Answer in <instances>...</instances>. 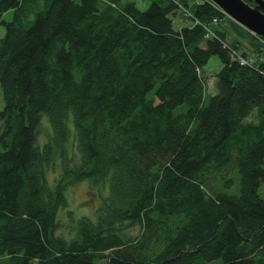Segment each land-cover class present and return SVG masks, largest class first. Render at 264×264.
<instances>
[{"label":"trees","instance_id":"trees-1","mask_svg":"<svg viewBox=\"0 0 264 264\" xmlns=\"http://www.w3.org/2000/svg\"><path fill=\"white\" fill-rule=\"evenodd\" d=\"M149 4L0 0V264H264V53L228 42L210 0ZM42 114L53 142L40 147ZM235 172L239 190H222ZM84 179L109 194L66 239L65 189Z\"/></svg>","mask_w":264,"mask_h":264},{"label":"rangeland","instance_id":"rangeland-1","mask_svg":"<svg viewBox=\"0 0 264 264\" xmlns=\"http://www.w3.org/2000/svg\"><path fill=\"white\" fill-rule=\"evenodd\" d=\"M122 1H129V0H122ZM134 1L135 5L138 6L139 9H146L150 4V0H132ZM188 2H193L194 0H187ZM14 10L9 9L8 11H5L1 13V18L4 21L9 22V20L13 17ZM230 16H225V20L228 19ZM231 18V17H230ZM184 22H187V19L183 18L180 14L177 16H174L173 18V25L175 27H179L184 25ZM224 29L225 33L231 35L235 42L237 44H242L244 48H250V45L248 43V40L243 38L240 34L236 33L232 29H229V27L226 26V23L222 25L221 27ZM4 25L0 23V37L4 35ZM251 36L260 43L261 47L264 48V39L258 38L254 36L251 32H249ZM228 36V40H229ZM250 54V53H249ZM252 54L250 55V57ZM204 67V75L207 78L206 84H205V100L209 98L210 95L214 94L216 92L215 86H214V76L219 71V69L222 67L221 62L217 56H211L208 60V62L203 66ZM3 106V98H2V90L0 87V109ZM70 117V116H69ZM41 120L38 125V134H37V140L40 147H43L44 144L47 142H53L52 136H53V130L51 129L50 119L47 117V114L41 115ZM67 127L69 128V136L68 141L64 144L65 149L68 152V156H72L75 159H78L79 153L78 149L76 148V138L75 137V128L73 124L72 117H70L67 121ZM0 146V150H1ZM61 150H59V147L57 148L54 146L53 148V155H52V161L53 165L48 168L47 170V180L48 182L52 183L55 181V179L60 175V171L62 168V161H61ZM236 171V170H235ZM229 175L234 176V172L232 170L229 171ZM236 178L234 179V182L230 184L229 186H222L220 185L222 190H226L230 193H235L239 190V175L237 172H235ZM235 177V176H234ZM216 183V180L215 182ZM217 185V184H216ZM261 191H264V183L261 184ZM109 183L108 181H105L104 183H96L94 181H91L90 179H84L79 183L72 184L71 186H68L65 189L66 193V199L68 206L66 208H61V210L58 213V221H59V229L56 231V234L59 236H63L66 239H71L74 234V221L76 219L82 218L83 216L90 217L94 220L96 218V210L97 208L103 204L104 198L108 196ZM264 195V193H262ZM67 211H71L73 215V220L71 216L68 215ZM132 232L136 233L137 228H134ZM208 264H222L221 260L216 258L215 260L210 261Z\"/></svg>","mask_w":264,"mask_h":264},{"label":"water","instance_id":"water-1","mask_svg":"<svg viewBox=\"0 0 264 264\" xmlns=\"http://www.w3.org/2000/svg\"><path fill=\"white\" fill-rule=\"evenodd\" d=\"M235 22L247 30L264 37V0H253L254 5L245 0H210Z\"/></svg>","mask_w":264,"mask_h":264},{"label":"crops","instance_id":"crops-1","mask_svg":"<svg viewBox=\"0 0 264 264\" xmlns=\"http://www.w3.org/2000/svg\"><path fill=\"white\" fill-rule=\"evenodd\" d=\"M185 23V22H184ZM224 24L226 23V26L229 27V29H232L233 31H235L236 33L240 34L243 38L248 40V43L250 45V48H244L242 46V44H239V51H244L249 55V60H256L260 54L262 56V53H264V49L262 50V52L260 53H256V50L260 47L262 49V47L260 46L261 44L258 43L249 33V31L242 26L240 23L235 22L232 18L228 17L227 20H225V22H223ZM228 36L229 34H227V41H232L235 42V40L233 39V37L230 35L229 36V40H228ZM236 43V42H235ZM250 53V54H249ZM252 54V56L250 57V55Z\"/></svg>","mask_w":264,"mask_h":264},{"label":"built area","instance_id":"built-area-1","mask_svg":"<svg viewBox=\"0 0 264 264\" xmlns=\"http://www.w3.org/2000/svg\"><path fill=\"white\" fill-rule=\"evenodd\" d=\"M249 32H251L254 36H256V37H258V38H262V39H264V37H262V36L260 37L259 35H257L255 32H253V31H251V30H250Z\"/></svg>","mask_w":264,"mask_h":264},{"label":"bare ground","instance_id":"bare-ground-1","mask_svg":"<svg viewBox=\"0 0 264 264\" xmlns=\"http://www.w3.org/2000/svg\"><path fill=\"white\" fill-rule=\"evenodd\" d=\"M227 15V14H226ZM227 16H229V15H227Z\"/></svg>","mask_w":264,"mask_h":264}]
</instances>
